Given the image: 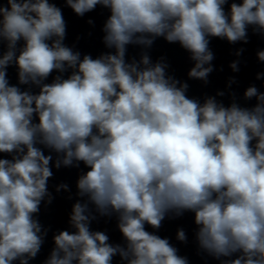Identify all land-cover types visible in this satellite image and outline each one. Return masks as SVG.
I'll use <instances>...</instances> for the list:
<instances>
[{
	"label": "clouds",
	"instance_id": "obj_1",
	"mask_svg": "<svg viewBox=\"0 0 264 264\" xmlns=\"http://www.w3.org/2000/svg\"><path fill=\"white\" fill-rule=\"evenodd\" d=\"M67 3L81 16L97 4L110 7L104 39L115 55L81 61L62 45L65 22L48 0L0 4V36L10 49L0 59V153L27 149L21 158L0 159V264L18 258L27 264L22 258H34L43 242L32 214L47 192L52 157L37 142L64 153V165L75 159L90 168L78 180L79 194H87L101 214L119 212L128 242L127 250L113 247L103 232H91L87 206L76 203L70 222L77 231L54 236L46 264H111L117 253L128 264H187L167 239L144 227L159 228L170 210L195 212L199 244L213 256L242 253L223 264H264V93L247 89L245 97L260 102L252 110L218 107L211 98L200 106L184 95L187 85L169 83L160 64L137 71L124 60L125 45L152 43L143 34L164 36L192 53L197 63L189 76L206 79L212 68L203 65L213 59L207 37L247 43L246 26L264 30V0L231 3L230 16L227 0ZM53 36L58 39L50 45ZM21 38V84H40L53 70L64 71L65 63L76 71L43 84L38 94L9 86L6 69ZM258 58L264 61V51ZM142 62L147 65L148 57ZM177 238L185 241L183 230Z\"/></svg>",
	"mask_w": 264,
	"mask_h": 264
}]
</instances>
